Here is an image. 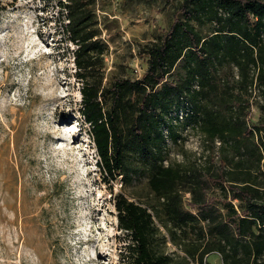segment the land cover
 <instances>
[{
    "label": "trees",
    "instance_id": "1",
    "mask_svg": "<svg viewBox=\"0 0 264 264\" xmlns=\"http://www.w3.org/2000/svg\"><path fill=\"white\" fill-rule=\"evenodd\" d=\"M93 7V0H58L57 12L62 36L73 45L79 110L96 164L124 184L145 172L164 215L113 194L117 227L129 239L126 264H210L205 256L213 251L222 264H264V117L250 125L241 98L255 86L264 102V0H182L166 31L146 44L141 76L108 82ZM192 20L208 21L212 31L202 34ZM221 62L238 70L235 92L218 91ZM180 121L200 129L217 160L209 155L197 168L164 162L166 138L177 140ZM155 216L173 241L183 236L180 261L154 249Z\"/></svg>",
    "mask_w": 264,
    "mask_h": 264
},
{
    "label": "rangeland",
    "instance_id": "2",
    "mask_svg": "<svg viewBox=\"0 0 264 264\" xmlns=\"http://www.w3.org/2000/svg\"><path fill=\"white\" fill-rule=\"evenodd\" d=\"M93 2L106 45L103 81L138 79L146 44L166 31L182 0ZM57 7L58 0H0V264H126L129 239L117 227L113 194L151 206L164 220L161 199L145 172L124 184L99 171L79 110L73 45L62 36ZM191 23L202 34L212 31L206 20ZM217 69L218 91L237 85L232 63ZM241 98L249 105V124L262 120L258 89L248 88ZM183 124L176 123V141L166 138L164 162L197 168L209 155L217 160L200 129ZM189 197L183 192L185 202ZM153 220L154 249L180 261L183 236L173 241L158 216ZM205 261L222 264L217 251Z\"/></svg>",
    "mask_w": 264,
    "mask_h": 264
},
{
    "label": "crops",
    "instance_id": "3",
    "mask_svg": "<svg viewBox=\"0 0 264 264\" xmlns=\"http://www.w3.org/2000/svg\"><path fill=\"white\" fill-rule=\"evenodd\" d=\"M263 104H264V102H263ZM260 115H261V117H264V111L263 110L260 111Z\"/></svg>",
    "mask_w": 264,
    "mask_h": 264
}]
</instances>
